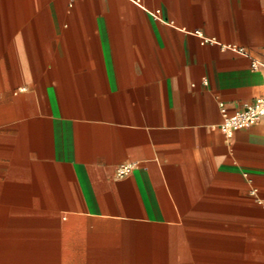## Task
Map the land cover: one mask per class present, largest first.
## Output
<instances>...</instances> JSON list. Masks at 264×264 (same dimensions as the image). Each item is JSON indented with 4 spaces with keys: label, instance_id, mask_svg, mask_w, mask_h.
I'll list each match as a JSON object with an SVG mask.
<instances>
[{
    "label": "crops",
    "instance_id": "0c3cea01",
    "mask_svg": "<svg viewBox=\"0 0 264 264\" xmlns=\"http://www.w3.org/2000/svg\"><path fill=\"white\" fill-rule=\"evenodd\" d=\"M259 97L264 0H0V264H264Z\"/></svg>",
    "mask_w": 264,
    "mask_h": 264
},
{
    "label": "built area",
    "instance_id": "2783aa9c",
    "mask_svg": "<svg viewBox=\"0 0 264 264\" xmlns=\"http://www.w3.org/2000/svg\"><path fill=\"white\" fill-rule=\"evenodd\" d=\"M137 5L142 6L143 0H133ZM161 10L156 9L152 11V15L158 17ZM196 34H199L203 37L200 31H196ZM204 42L212 43L213 39L204 37ZM242 50V48H239ZM254 69L258 68L257 62L252 63ZM220 108L224 116V120L221 124V130L227 137H232L233 134L243 128H250L256 124L262 116H264V98H256L253 102L245 104L243 107L230 111L224 102L220 103ZM130 166H122L118 170V176H123L130 171Z\"/></svg>",
    "mask_w": 264,
    "mask_h": 264
}]
</instances>
